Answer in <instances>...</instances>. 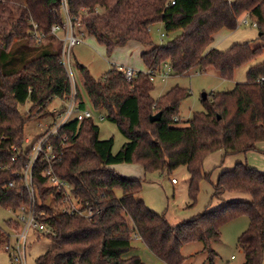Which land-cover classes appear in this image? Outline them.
<instances>
[{"label": "trees", "instance_id": "obj_1", "mask_svg": "<svg viewBox=\"0 0 264 264\" xmlns=\"http://www.w3.org/2000/svg\"><path fill=\"white\" fill-rule=\"evenodd\" d=\"M66 3L80 32L95 37L108 53L128 42L140 43L144 63L155 72H161L165 64L176 76L187 75L194 68L200 72L213 68L223 79L233 80L240 67L264 55V0ZM247 12L257 24L262 46L253 48L251 42H245L226 51H207L215 34L222 29L236 30ZM64 15L63 0H0V206L14 212L31 201L23 176L14 173L23 170L33 144L43 137L25 147V127L33 119L30 114L36 111L37 118L52 117L50 104L55 98L65 102L71 91L67 69L61 63L63 44L51 34L54 26L63 24ZM156 24H162L167 35L181 34L156 46L150 29ZM34 31L44 33L45 39H32ZM80 70L94 112L117 124L127 142L114 153V138L100 140L94 117L73 119L60 129L57 139H49L63 153L52 167L54 175L72 184L77 199L96 205L101 212L90 219L63 213L59 205L62 193L47 186L49 177L44 174L48 165L37 161L33 172L36 210L43 213L40 222L54 231V235L46 234L54 246L37 258L38 264H145L138 256L126 257L134 237H140L164 264H183V246L202 242L214 264L213 243L221 241L223 226L240 215L250 219L249 228L238 239L244 264H264V172L244 162L224 170L213 194L223 204L173 225L137 198L142 179L125 177L113 168L139 164L146 172L170 175L185 166L191 175L189 194L194 205L208 156L221 150L225 155L245 154L264 142V82H260L264 59L249 68L247 82L232 91L208 95L203 100L207 110L194 113L186 127L178 126V115L187 89L175 86L155 100L147 72L136 73L128 82L124 68L113 67L102 79H95L85 66ZM78 99L79 108L85 110L80 93ZM27 103L29 114H24L20 106ZM158 113L161 119L152 122L151 117ZM10 183L15 187L10 188ZM13 222L8 225L12 227ZM20 228L18 221L15 230ZM10 238L0 228V243L9 244Z\"/></svg>", "mask_w": 264, "mask_h": 264}, {"label": "rangeland", "instance_id": "obj_2", "mask_svg": "<svg viewBox=\"0 0 264 264\" xmlns=\"http://www.w3.org/2000/svg\"><path fill=\"white\" fill-rule=\"evenodd\" d=\"M249 14L250 13L247 12L240 17L239 27L236 30L230 33L228 31H223L216 36L215 42L217 49L226 51L234 44L245 42H251L253 48L262 46V42L259 39V32L256 27L250 24L240 25L241 20L249 16ZM249 19L252 21L250 17ZM150 29L152 40L155 42L156 46L166 44L168 41L181 34L179 31L167 35L162 24L153 25ZM162 34H164L165 37H162ZM59 36L61 37L60 39L55 37L57 40L56 42L62 43L64 46V34L61 32ZM135 45L137 44L131 42L124 46H118L112 53H108L106 46L99 44L95 37L86 35L85 38L83 37V42L74 46L70 51L71 66L69 71H71V75H73L75 79L77 88L85 105L92 111L94 121L100 128V140L114 138V153H117L127 142V138L121 132L117 124L105 118L102 119L101 114L94 112L83 84L80 66H85L95 79H102L109 70L119 66L128 67L134 65V67H136L132 68L135 70L139 68L143 71H148L149 69L144 63L140 51H136ZM208 49H210V47ZM263 59L264 55L240 67L236 71L233 80L223 79L213 68L209 69L207 72H200L199 68H194L184 76H176L170 73L166 79H162V76H164L163 73H157V75L153 77L154 89L151 95L153 99L158 100L175 86L187 89L189 94L182 100L178 115L180 117L178 126L186 127L194 113L205 112L207 110L203 102L204 94L211 95L213 93L232 91L237 84L247 82V72L249 68L261 62ZM163 67L162 72L166 69L165 65ZM62 108L63 100L55 98L48 107V110ZM29 109V103L20 106V110L24 114H29ZM35 114L36 111L30 114L33 115V119L29 121L25 127V136L27 140L30 141V143L26 142L25 147L30 146L35 139L43 135L46 131L47 124H52L53 122L51 116L37 118ZM245 154H249V152ZM245 154L225 155L224 151L221 150L208 156L203 164L202 172L204 177L200 182L198 198L194 205H191L189 194L191 175L185 166L179 167L170 175L161 172H146L143 166L139 164H118L120 166L114 165L113 167L116 168V170L118 169L124 172L125 177L142 179L143 188L140 194L137 195V198L144 200L152 211L165 215L170 223L177 225L185 220L191 219L197 214L219 208L223 204L222 201L213 198L215 190L214 185L217 183L220 174L224 170L233 169L238 163L239 158L245 159ZM243 162L247 163L246 159ZM262 162V158H258L252 160L251 163L261 164ZM205 175L210 176L207 178ZM173 179L177 180V184L172 182ZM117 193L118 195H122L121 191H117ZM239 196L241 199H248L247 195L239 194ZM19 216V212H14L0 206V228L11 237L9 244L8 242L0 243V264H21L15 261V255L17 254L16 247L18 244V229H15ZM12 220L16 221L12 223L13 228L8 225V221ZM249 223L250 219L247 215H240L223 226L221 241L213 243L212 245L213 250L217 254L214 264L245 263V256L243 252H241L242 250L239 246L238 239L249 228ZM135 238L136 237H134L133 241ZM135 244L139 251H146V253H149L150 257L155 259L156 256L152 254L144 243H142L144 246L140 243L139 245L138 243ZM7 246L10 247V250H7ZM53 246L54 242L49 237L33 229L30 230L27 238L26 261L24 264H38L37 258L45 254ZM144 247L146 250H144ZM192 254L194 255L190 256ZM182 255L186 257L183 264H211L209 254L205 252L202 242L186 244L182 248Z\"/></svg>", "mask_w": 264, "mask_h": 264}, {"label": "built area", "instance_id": "obj_3", "mask_svg": "<svg viewBox=\"0 0 264 264\" xmlns=\"http://www.w3.org/2000/svg\"><path fill=\"white\" fill-rule=\"evenodd\" d=\"M63 7L65 13L63 24L54 26L51 30V34L55 37H58L59 39L61 38L59 36V33L62 32L64 34L63 40L65 43L61 56V63L67 69L70 79L71 91L69 96L65 99L64 107L57 112L52 124L47 126L46 131L43 133V135H41L43 137L33 144L31 153L27 159V165L21 172L14 173L15 176H23L25 186L28 189L31 198L30 205L28 207H22L18 211L20 213L18 221L21 223V229L18 232V244L16 247L17 254L15 255V261H18L21 264H24L26 261L27 238L30 230L33 229L44 235H54V231L52 228L40 222V215L43 213H37L36 210L33 172L35 164L40 159L43 162H46L48 165V170L44 174L49 177L47 186L55 188L57 189V191L62 193V198L59 205L63 213L70 215H79L84 218L90 219L100 214L101 212V209L99 207H96V205H91L90 203L84 204L82 201L77 199L74 194V188L72 184L60 179L58 176L54 175L52 171V167L61 161L63 153L59 151L53 143L49 142V139H57L60 129L73 119L83 121L85 119L94 117L91 110H81L79 108V91L76 86L75 79L73 75H71V71H69L71 66L70 51L74 46L82 42L84 34L79 31L80 24H76V22L70 18L69 12L67 10L66 0H63ZM242 24H250L253 27H257L256 22L251 21L249 19V16H246L241 20L240 25ZM45 36L46 35L44 33H39L37 31H34L31 34L32 39L39 40L40 42L45 39ZM162 37H165V35L162 34ZM165 68L166 69L163 72L148 70L147 73L150 75L152 81L153 77L156 76L157 73H163L164 76H162V79H166L171 73V68L169 64H165ZM135 76L136 73L131 68L125 69V78L128 82H131ZM260 82H264V79H262ZM101 118L104 119L105 116L101 115ZM26 142L30 143V141L28 140H26ZM16 159L17 157L13 158L14 161ZM0 169H2V167H0ZM9 169L10 168H8V170ZM172 182L175 184L177 183V180L173 179ZM9 186L10 188L15 187V183H10ZM7 250H10L9 246H7Z\"/></svg>", "mask_w": 264, "mask_h": 264}, {"label": "crops", "instance_id": "obj_4", "mask_svg": "<svg viewBox=\"0 0 264 264\" xmlns=\"http://www.w3.org/2000/svg\"><path fill=\"white\" fill-rule=\"evenodd\" d=\"M223 31H228L229 33L230 32H232L231 30H228V29H222L220 32H218L217 34H215L214 35V42H213V44L210 46V49H212V48H216V36L219 34V33H221V32H223ZM84 38L86 37V35H84L83 36ZM82 42H83V39H82ZM81 42V43H82ZM129 43H131V42H128L127 44H129ZM133 43H135V44H137V45H135V49H136V51H140V54H141V57H142V53H143V51H144V47H143V45H141L140 43H137V42H133ZM210 49H208V50H210ZM120 68H124V69H126V68H131L135 73H138V72H147V71H143L142 69H139V68H137L136 70L134 69L135 67H134V65H130V66H128V67H121V66H119ZM132 67H134V68H132ZM76 83V82H75ZM76 86H77V84H76ZM79 91V90H78ZM64 101H63V107H64ZM52 104V103H51ZM50 104V105H51ZM84 109H87V110H90L89 108H87V106L85 105V108ZM61 109H55V110H51L50 109V111H51V113L53 114L52 115V118L54 119V117H55V115L57 114V112L58 111H60ZM51 124V123H50ZM50 124H47V126H49ZM246 156H245V159H246V161H247V163H248V165L250 166V167H252V168H255V169H257V170H260V171H262V172H264V143H260V144H258V146H257V150L256 151H252V152H249V154H245ZM237 156H239V155H237ZM258 158H262V163L261 164H254V163H251L252 162V160H254V159H258ZM245 159H241V158H239L238 160V162H243ZM243 160V161H242ZM246 163V162H245ZM246 163V164H247ZM118 166H120V165H118ZM114 168V167H113ZM115 170H116V168H114ZM116 171H118L120 174H122V175H124L125 176V174H124V172H121L120 170H116ZM175 184H177V183H175ZM228 198H232L233 200L234 199H236V198H234L233 196L231 197V196H228ZM11 228H13V227H11ZM21 229V228H20ZM18 233V232H17ZM135 243H138V245H139V243L141 244V245H143L142 243H143V241H142V239L140 238V237H136L135 238V240L132 242V245H133V249H132V251L130 252V253H128L127 255H126V257L127 258H130V257H133V256H138V257H141L142 258V260H143V262L145 263V264H160V262H161V264H164L160 259H158L157 257H155V259L153 258V257H150V255H149V253H146V251H139L138 250V248L136 247V244ZM144 246V245H143ZM144 250H146L145 249V247H144ZM242 252V251H241ZM153 254V253H152ZM194 254H192V255H190V256H193ZM155 256V255H154ZM157 258V259H156ZM157 260H159V261H157Z\"/></svg>", "mask_w": 264, "mask_h": 264}, {"label": "water", "instance_id": "obj_5", "mask_svg": "<svg viewBox=\"0 0 264 264\" xmlns=\"http://www.w3.org/2000/svg\"><path fill=\"white\" fill-rule=\"evenodd\" d=\"M259 35H260V34H259ZM207 97H208V95L204 94V95H203V100H206ZM160 119H161V113H158V114L153 115V116L151 117V121H152V122L159 121Z\"/></svg>", "mask_w": 264, "mask_h": 264}]
</instances>
